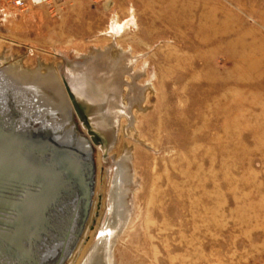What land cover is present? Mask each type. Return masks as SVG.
<instances>
[{
	"label": "rangeland",
	"instance_id": "obj_1",
	"mask_svg": "<svg viewBox=\"0 0 264 264\" xmlns=\"http://www.w3.org/2000/svg\"><path fill=\"white\" fill-rule=\"evenodd\" d=\"M147 1L62 0L26 14L0 7V86L17 92L0 94L26 99L27 128L60 120L37 89L24 93L4 75L8 67L36 79L57 71L88 116L70 77L121 57L123 84L112 93L129 111L110 141L94 129L96 142L75 114L78 136L95 150V190L66 264H85L105 235L110 264H264V0ZM125 154L120 218L110 195Z\"/></svg>",
	"mask_w": 264,
	"mask_h": 264
},
{
	"label": "water",
	"instance_id": "obj_2",
	"mask_svg": "<svg viewBox=\"0 0 264 264\" xmlns=\"http://www.w3.org/2000/svg\"><path fill=\"white\" fill-rule=\"evenodd\" d=\"M78 146L63 131L9 126L0 109V264L67 263L95 190L94 159ZM103 237L88 257L104 252L109 238Z\"/></svg>",
	"mask_w": 264,
	"mask_h": 264
},
{
	"label": "bare ground",
	"instance_id": "obj_3",
	"mask_svg": "<svg viewBox=\"0 0 264 264\" xmlns=\"http://www.w3.org/2000/svg\"><path fill=\"white\" fill-rule=\"evenodd\" d=\"M117 54V53H116ZM103 58L102 62H99V65L103 67L102 68H85L79 72H77L78 76L80 74H83V76L80 78L84 83H87L88 85L85 86V89L88 93V98L93 100L94 105V114L96 115V123L100 124V127L105 130V135L107 140L111 139L113 137L114 133L108 134L110 132L114 131V126L116 119L118 115L123 113H128L129 110H126L121 105V92L120 94H114L112 93V89L116 90L117 92L121 89V85L123 84L120 76L124 72L122 71L123 68H116L114 65H117L118 63L120 66L122 64L120 63V58L118 54L115 55H107ZM98 65V64H97ZM15 66V65H14ZM10 66L7 68L6 73L4 75L9 79H14L12 82H14L18 86H22V90L24 89H37L36 93L39 95V97L44 99V105L53 106L50 111L47 112L49 116L53 118V116H57V119L59 118L60 124L57 123H48L43 122L42 119H39L38 121L42 122L45 128H51L55 129V127L58 125L59 128H57L58 132L59 130L64 129L65 123L67 124V116L70 112V99L67 97L64 87L61 84V79L59 78V75L57 74V71L55 75H51V73H47L46 75H39L36 79V75L32 77V74L26 75L25 72L20 71L17 66ZM88 68V67H87ZM127 69V68H126ZM5 72V71H4ZM1 73V72H0ZM29 73V72H28ZM38 73V72H36ZM1 75V74H0ZM3 75V74H2ZM123 77V75H122ZM4 78V77H3ZM5 79V78H4ZM8 80V79H7ZM7 80H5L7 82ZM34 80V81H33ZM5 82V83H6ZM1 84V82H0ZM13 84V83H12ZM4 86V85H3ZM12 86V85H11ZM82 86V85H81ZM5 93H13V95H16L17 92H10L8 89L3 88L0 86ZM9 87V85H8ZM7 87V88H8ZM133 87V86H132ZM12 89V88H11ZM21 90V89H20ZM12 91V90H11ZM24 91V90H23ZM130 92H135V96L137 97L138 90H135V88H130ZM21 93V92H20ZM25 93V91H24ZM32 97V96H31ZM124 97V96H123ZM133 97V98H134ZM67 98V99H66ZM32 99V98H31ZM65 99V100H64ZM127 99V98H126ZM18 100V101H17ZM130 99H128L129 101ZM138 97L136 99H133L134 103L138 102ZM9 101V102H8ZM40 101V100H39ZM30 102V101H29ZM128 103V102H127ZM40 106V105H39ZM28 106H26V99L17 98L14 102L13 98H6L4 94H0V109L3 118L6 120L9 126H14L15 128H27L24 124L27 120V122L34 121V114H31L28 109ZM11 110L15 113V115L12 113L8 117V112ZM32 110V109H31ZM49 110V109H48ZM43 111V110H39ZM7 115V117L5 116ZM45 114V113H43ZM41 116V115H40ZM38 114L36 115V118L40 117ZM13 117H16L15 119H12ZM120 117V116H119ZM55 118V117H54ZM11 119V120H9ZM48 120V119H46ZM54 121V120H53ZM31 122L30 124H32ZM36 123V122H35ZM112 127V128H111ZM30 128V127H29ZM67 135V134H66ZM67 140V139H66ZM89 149V148H88ZM127 156L128 154H125L122 156V160L117 163V172H119L117 177H115V185L114 190L111 192L110 197L112 198V203L114 205V210L116 215H120V218L123 214V209H125V201L124 197L126 195V184L129 181V170L127 165ZM124 157V158H123ZM117 179V180H116ZM109 206V205H108ZM125 212V211H124ZM117 217V216H116ZM118 218V217H117ZM104 238V237H103ZM106 249L103 253L99 252L97 256L91 258L89 256L87 258L85 264H103L104 257L107 255V262H109V256L111 255V247L108 242L107 245H105ZM101 256V257H100ZM74 261V260H73ZM106 262V261H105Z\"/></svg>",
	"mask_w": 264,
	"mask_h": 264
},
{
	"label": "flooded vegetation",
	"instance_id": "obj_4",
	"mask_svg": "<svg viewBox=\"0 0 264 264\" xmlns=\"http://www.w3.org/2000/svg\"><path fill=\"white\" fill-rule=\"evenodd\" d=\"M76 77H77V75H74V77L73 76L70 77V81L75 87L78 88L79 96L82 95L83 99H85L87 101L86 102V107L89 108L88 109V116H86L82 112L83 113L82 120H83V122H85V124H88V125L91 124V125H89L91 127V129L89 130V134L92 135V137L94 138L95 141H98V140L100 141L98 134L96 132H94L93 130L95 129L99 133L103 134L105 137H106V135H105V131L103 130V128H101L99 124L98 125L95 124L96 123V117H95L96 115L94 114L95 110H94L93 100L88 98V93H87V90L85 89V86L88 85V84L84 83L82 81V79H78ZM76 81H78V82H76ZM64 91H65V89H64ZM66 95H67V93H66ZM68 98L70 99V113L71 114H70V116L68 114V116L66 117L67 118V124L64 125V129H63L64 139H67V140L71 139L72 140L73 137H75V138L77 137V138L81 139L80 140V145L78 144L79 145L78 146L79 149L82 150V152H84V154H89L90 153L91 156L94 159L95 150H94L90 140L89 139H85L84 136L79 137L78 134H77L78 127H77V124H76V116H75L76 108H75L73 100L70 98V96ZM79 108L81 110L80 105H79ZM81 111H83V110H81ZM68 117H69V119H68ZM71 127H72L73 130L68 131V129H70ZM92 127H93V129H92ZM103 215H104V213H103ZM109 219L111 220L112 218L110 217ZM109 219H107V220H109Z\"/></svg>",
	"mask_w": 264,
	"mask_h": 264
},
{
	"label": "built area",
	"instance_id": "obj_5",
	"mask_svg": "<svg viewBox=\"0 0 264 264\" xmlns=\"http://www.w3.org/2000/svg\"><path fill=\"white\" fill-rule=\"evenodd\" d=\"M62 0H0V7L13 11L15 14H26L33 8L54 6Z\"/></svg>",
	"mask_w": 264,
	"mask_h": 264
},
{
	"label": "crops",
	"instance_id": "obj_6",
	"mask_svg": "<svg viewBox=\"0 0 264 264\" xmlns=\"http://www.w3.org/2000/svg\"><path fill=\"white\" fill-rule=\"evenodd\" d=\"M147 1V0H146ZM147 3H148V1H147Z\"/></svg>",
	"mask_w": 264,
	"mask_h": 264
}]
</instances>
